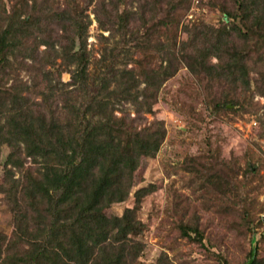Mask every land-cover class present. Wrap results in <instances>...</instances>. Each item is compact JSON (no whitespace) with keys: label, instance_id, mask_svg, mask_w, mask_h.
<instances>
[{"label":"trees","instance_id":"trees-1","mask_svg":"<svg viewBox=\"0 0 264 264\" xmlns=\"http://www.w3.org/2000/svg\"><path fill=\"white\" fill-rule=\"evenodd\" d=\"M8 1L0 0V152L8 147L10 153L0 194L14 205L15 227L10 236L0 232V264H136L145 252L136 239L144 228L137 211L149 189L136 192L139 206L124 215L106 211L128 200L142 159L156 156L165 139L161 122L143 125V110L152 112L181 65L220 89L247 91L252 60L264 50V0H232L225 9L229 25L203 23L180 44L176 38L161 42L158 65L166 67L146 72L141 101L133 91L135 70L118 65H142L129 56L144 48V35L119 1L101 4L107 14L105 20L99 14L102 27L121 37L106 47L95 75L85 48L88 23L76 0L65 9L43 0ZM185 1L166 4L177 10ZM71 66L72 80L64 84ZM21 70L35 76L33 84L20 78ZM227 100L215 102L214 110L238 104ZM129 101L136 115L118 116L115 104ZM249 172L257 173L255 165ZM253 264H264L258 248Z\"/></svg>","mask_w":264,"mask_h":264},{"label":"rangeland","instance_id":"rangeland-1","mask_svg":"<svg viewBox=\"0 0 264 264\" xmlns=\"http://www.w3.org/2000/svg\"><path fill=\"white\" fill-rule=\"evenodd\" d=\"M43 1L61 9L67 8L68 2ZM76 1L88 23L85 48L93 75L98 74L101 66L97 63L106 47L121 37L112 28L102 27L99 14L104 20L107 14L101 4L119 1L120 10L131 14V25L144 35L145 46L135 54L133 50L129 58L141 59L142 65L131 62L118 68L135 70L139 83L133 91L140 93V101L147 88L146 72L166 67L158 65L162 60L160 43L176 38L180 44L189 38L190 29L203 23L229 25L225 9L233 7L232 0H186L177 10L166 4L169 0ZM47 47L42 44L39 49ZM80 50L78 41L76 51ZM252 61L257 63L252 64L250 88L237 93L201 80L181 65L161 87L152 112L143 110V125L161 122L165 139L156 156L142 159L128 200L106 211L110 217L124 215L139 206L136 192L149 189L137 211L144 228L136 239L145 244V252L136 264H248L255 243L264 258V50ZM74 69L71 66L63 73L64 84L71 82ZM20 75L25 82L34 83V75L25 70ZM114 88L116 83L110 87ZM234 98L237 105L214 110L215 102ZM115 109L118 116L137 113L131 101L115 104ZM9 153L8 147L0 152V182ZM251 165L257 169L255 175L249 172ZM16 176L20 174L16 172ZM13 209L10 200L0 194V232L9 236L15 227ZM249 223L255 233L248 230Z\"/></svg>","mask_w":264,"mask_h":264},{"label":"water","instance_id":"water-1","mask_svg":"<svg viewBox=\"0 0 264 264\" xmlns=\"http://www.w3.org/2000/svg\"><path fill=\"white\" fill-rule=\"evenodd\" d=\"M256 254H257V245L255 243L254 244V250H253V256H252V259L250 260V262L248 264H253L254 263V260L256 258Z\"/></svg>","mask_w":264,"mask_h":264}]
</instances>
